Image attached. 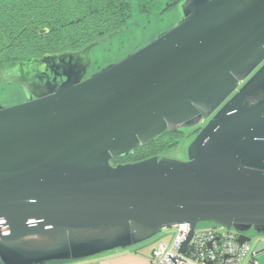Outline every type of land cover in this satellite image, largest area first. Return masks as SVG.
<instances>
[{
	"label": "water",
	"instance_id": "obj_1",
	"mask_svg": "<svg viewBox=\"0 0 264 264\" xmlns=\"http://www.w3.org/2000/svg\"><path fill=\"white\" fill-rule=\"evenodd\" d=\"M178 20L87 76L85 46L3 70L0 264L87 258L180 223L264 235V0H180ZM206 119V121H204ZM204 121V122H203ZM198 127L183 159L111 161Z\"/></svg>",
	"mask_w": 264,
	"mask_h": 264
},
{
	"label": "trees",
	"instance_id": "obj_2",
	"mask_svg": "<svg viewBox=\"0 0 264 264\" xmlns=\"http://www.w3.org/2000/svg\"><path fill=\"white\" fill-rule=\"evenodd\" d=\"M155 1V0H147ZM163 10L176 8L180 0H163ZM145 4L140 0H0V35L9 22L11 35L16 33V20L32 19L29 10L36 11L37 25L50 28V33L42 40L41 53L76 50L99 38L127 27L134 12H145ZM23 11L24 14L19 13ZM14 19V20H13ZM23 19V20H22ZM8 21V22H7ZM29 49L26 48L25 51ZM193 128L165 131L155 139L140 145L131 153L112 159V163L135 162L150 156L169 152L176 145L185 143L197 133ZM171 149V150H170ZM64 261H51L56 264Z\"/></svg>",
	"mask_w": 264,
	"mask_h": 264
},
{
	"label": "rangeland",
	"instance_id": "obj_3",
	"mask_svg": "<svg viewBox=\"0 0 264 264\" xmlns=\"http://www.w3.org/2000/svg\"><path fill=\"white\" fill-rule=\"evenodd\" d=\"M140 3L145 4V12H134L126 28L112 36L109 40L93 47L90 52L91 60L93 61L91 72H95L107 64L119 61L126 55L152 41L163 30L171 28L178 20L179 15L175 7L163 10L166 7L163 0H140ZM183 144L176 145L172 150L170 149L171 151L166 152V155L177 159L182 158ZM214 225L213 222L197 223V227H210ZM174 232L172 227H166L148 240H158V242L169 245ZM246 234L251 238L249 243L257 241V238L262 235L255 234L252 231H247Z\"/></svg>",
	"mask_w": 264,
	"mask_h": 264
},
{
	"label": "built area",
	"instance_id": "obj_4",
	"mask_svg": "<svg viewBox=\"0 0 264 264\" xmlns=\"http://www.w3.org/2000/svg\"><path fill=\"white\" fill-rule=\"evenodd\" d=\"M171 227L175 232L170 244L159 242L148 264H241L249 251V242L237 240L241 232L216 224L210 227H197L196 224L181 251L190 226L180 223Z\"/></svg>",
	"mask_w": 264,
	"mask_h": 264
},
{
	"label": "flooded vegetation",
	"instance_id": "obj_5",
	"mask_svg": "<svg viewBox=\"0 0 264 264\" xmlns=\"http://www.w3.org/2000/svg\"><path fill=\"white\" fill-rule=\"evenodd\" d=\"M37 11V10H36ZM36 11L29 10V14H32V19H28L27 24H25V20L21 22V19L16 20L18 22V26L22 25V27L13 34H9L8 30L9 22L4 25L2 28L3 34L0 35V105L1 106H9L13 104L21 103L25 100V94L22 90L21 86L13 81H10L8 73H6L3 69L16 63L18 61L25 60L27 58L42 55L39 50L42 46V40L50 33V28L47 26H39L36 21L38 18L36 17ZM21 14H24L23 11L18 10ZM38 12V11H37ZM14 20V19H13ZM103 38V37H102ZM100 39V38H99ZM28 48V51L25 49ZM51 53V52H47ZM93 65V61H92ZM91 67L88 70V75L91 73ZM14 94V96H12ZM6 100V101H5ZM206 121V119L204 120ZM203 121V122H204ZM194 130H197L198 127H193ZM159 155H166L159 154ZM180 159H183L180 158ZM118 163V162H117ZM121 163V162H120ZM127 163V162H122Z\"/></svg>",
	"mask_w": 264,
	"mask_h": 264
},
{
	"label": "crops",
	"instance_id": "obj_6",
	"mask_svg": "<svg viewBox=\"0 0 264 264\" xmlns=\"http://www.w3.org/2000/svg\"><path fill=\"white\" fill-rule=\"evenodd\" d=\"M251 241V240H250ZM158 240H146L128 247L114 248L94 256L56 264H148ZM241 264H264V235L249 243V251Z\"/></svg>",
	"mask_w": 264,
	"mask_h": 264
}]
</instances>
